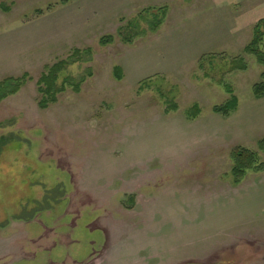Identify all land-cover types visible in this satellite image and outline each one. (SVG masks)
I'll return each instance as SVG.
<instances>
[{"label":"rangeland","instance_id":"obj_1","mask_svg":"<svg viewBox=\"0 0 264 264\" xmlns=\"http://www.w3.org/2000/svg\"><path fill=\"white\" fill-rule=\"evenodd\" d=\"M63 1L0 0V81L29 76L0 103V264H264V172L235 185L230 158L264 137L244 53L264 0ZM75 50L92 56L42 110L39 79Z\"/></svg>","mask_w":264,"mask_h":264},{"label":"trees","instance_id":"obj_2","mask_svg":"<svg viewBox=\"0 0 264 264\" xmlns=\"http://www.w3.org/2000/svg\"><path fill=\"white\" fill-rule=\"evenodd\" d=\"M64 3L66 0L63 1ZM160 16H154V22L151 23L152 29L150 31L156 32L162 25L163 20L166 16V10L160 9ZM129 34L130 37H123L121 34V39L126 43H131L132 36H139L141 32H139V26L137 24H133L131 27ZM122 32V31H121ZM114 41L113 36H106L101 39V44L103 46H108L112 44ZM264 19L260 20L258 24L254 28V34L252 41L246 46L244 49V53L248 56H252L256 59L258 65L264 67ZM92 56L91 50L87 51H80L75 50L73 52V58L60 61L57 64L53 65L52 67L46 68V71L42 74L41 78L39 79L37 86L38 92L40 94V101L39 107L42 110L48 109L51 105L56 104L58 102V95L64 92L65 90V83L62 86L58 85V81L60 75L67 69L68 66L75 63L76 61L79 62L85 57ZM75 61V62H74ZM89 61V60H88ZM233 65L235 69L239 70H246L247 65L245 64L244 58L239 57L233 60ZM117 79H122V71L118 67L115 71ZM29 76L24 74L20 78H6L0 81V103H2L7 98L18 94L22 88L28 83ZM85 81L82 80L80 83L72 85L74 86L73 89L76 92L80 91L81 85ZM231 94V98L223 105H217L213 108V113L219 115L224 118L231 117L239 108V99L233 95L231 90H228ZM253 97L257 100L264 98V72L261 75L260 82L255 84L253 87ZM201 113L198 105H195L189 112L188 117L191 119H195ZM11 142L10 138L2 137L0 139V155L3 149ZM260 154H264V137L260 138L257 142V150H250L245 147H237L232 150L230 154L231 161L233 163V168L231 170V177L233 183L235 185H239L244 178L246 177L247 173L249 172H264V163L260 160Z\"/></svg>","mask_w":264,"mask_h":264},{"label":"flooded vegetation","instance_id":"obj_3","mask_svg":"<svg viewBox=\"0 0 264 264\" xmlns=\"http://www.w3.org/2000/svg\"><path fill=\"white\" fill-rule=\"evenodd\" d=\"M38 240V239H37ZM39 240H41V239H39Z\"/></svg>","mask_w":264,"mask_h":264}]
</instances>
